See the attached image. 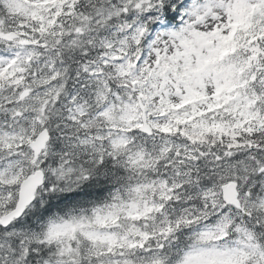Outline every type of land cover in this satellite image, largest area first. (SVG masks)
<instances>
[{"label":"snow or ice","instance_id":"obj_1","mask_svg":"<svg viewBox=\"0 0 264 264\" xmlns=\"http://www.w3.org/2000/svg\"><path fill=\"white\" fill-rule=\"evenodd\" d=\"M0 264H264V0H0Z\"/></svg>","mask_w":264,"mask_h":264}]
</instances>
